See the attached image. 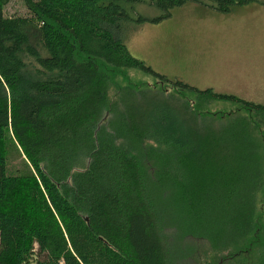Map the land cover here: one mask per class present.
I'll list each match as a JSON object with an SVG mask.
<instances>
[{
	"label": "trees",
	"instance_id": "obj_1",
	"mask_svg": "<svg viewBox=\"0 0 264 264\" xmlns=\"http://www.w3.org/2000/svg\"><path fill=\"white\" fill-rule=\"evenodd\" d=\"M12 1L0 264H264V105L172 80L126 44L187 3L257 0H20L8 15Z\"/></svg>",
	"mask_w": 264,
	"mask_h": 264
},
{
	"label": "rangeland",
	"instance_id": "obj_2",
	"mask_svg": "<svg viewBox=\"0 0 264 264\" xmlns=\"http://www.w3.org/2000/svg\"><path fill=\"white\" fill-rule=\"evenodd\" d=\"M5 9L8 15L27 14L20 0ZM140 12L159 14L150 6ZM126 44L134 57L172 80L264 105V0L227 14L187 3L163 22L141 26ZM235 108L221 102L213 110Z\"/></svg>",
	"mask_w": 264,
	"mask_h": 264
}]
</instances>
